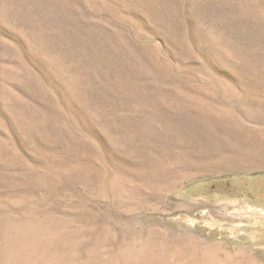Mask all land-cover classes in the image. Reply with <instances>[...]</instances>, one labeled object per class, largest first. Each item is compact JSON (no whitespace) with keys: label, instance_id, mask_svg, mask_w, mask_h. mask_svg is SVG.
<instances>
[{"label":"rangeland","instance_id":"rangeland-1","mask_svg":"<svg viewBox=\"0 0 264 264\" xmlns=\"http://www.w3.org/2000/svg\"><path fill=\"white\" fill-rule=\"evenodd\" d=\"M0 264H264V0H0Z\"/></svg>","mask_w":264,"mask_h":264}]
</instances>
